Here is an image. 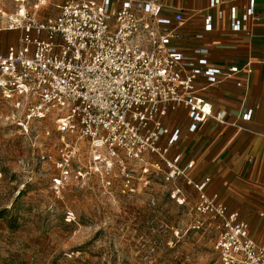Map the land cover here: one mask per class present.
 I'll list each match as a JSON object with an SVG mask.
<instances>
[{
	"label": "built area",
	"instance_id": "built-area-1",
	"mask_svg": "<svg viewBox=\"0 0 264 264\" xmlns=\"http://www.w3.org/2000/svg\"><path fill=\"white\" fill-rule=\"evenodd\" d=\"M48 1L37 0L36 8ZM247 2L241 14L231 9L234 32L251 31L255 0ZM222 4L211 0L210 6ZM58 7L57 16L20 26V43L0 54V93L21 111L19 124L27 129L55 116L59 146L52 189L59 192L70 179L86 175L100 177L106 187L124 177V187L130 188L132 170L161 173L167 182L184 178L199 195L196 212L205 217L199 228L216 222L219 264H264V241L252 236L249 223L219 193L207 191L210 178L194 180L195 161L182 165L180 154L168 157L181 131L163 124L179 107L187 110L191 132L210 118L224 123L227 111L215 110L196 83L251 74V64L212 66L204 47L194 49L196 58L188 56L179 46L186 17L183 11L164 15L160 0H65ZM205 29L212 30L210 18ZM252 115L249 109L242 118ZM181 194L177 187L172 197L184 204Z\"/></svg>",
	"mask_w": 264,
	"mask_h": 264
},
{
	"label": "rangeland",
	"instance_id": "rangeland-1",
	"mask_svg": "<svg viewBox=\"0 0 264 264\" xmlns=\"http://www.w3.org/2000/svg\"><path fill=\"white\" fill-rule=\"evenodd\" d=\"M59 2L36 8L37 0H0V54L20 43V26L57 16ZM20 115L0 93V264H219L216 222L199 228V195L184 178L132 170L127 188L124 177L106 187L86 175L56 192L55 116L25 129ZM177 187L184 204L172 197ZM242 213L251 228L264 218L263 207Z\"/></svg>",
	"mask_w": 264,
	"mask_h": 264
},
{
	"label": "crops",
	"instance_id": "crops-1",
	"mask_svg": "<svg viewBox=\"0 0 264 264\" xmlns=\"http://www.w3.org/2000/svg\"><path fill=\"white\" fill-rule=\"evenodd\" d=\"M59 1L58 5L65 0ZM247 1L223 0L218 8L210 6L211 0H160L164 15L183 11L186 19L180 31L184 38L179 46L188 56L196 58L194 49L204 47L212 66L242 67L249 62L253 68L251 74L236 73L212 85L203 78L197 81L201 94L214 109L227 111L224 123L210 118L191 132L185 107L163 118L171 131H181L179 140L169 147L168 157L180 154L182 165L195 161L191 172L194 180L210 178L207 191L219 193L231 210L244 213L251 205L264 208V0H255L256 18L250 32L231 30V9L236 7L241 14ZM219 11L222 18L218 17ZM207 18L212 23L210 31L205 29ZM198 34L204 37L198 39ZM238 81L244 85L239 86ZM249 109H253L252 118L244 120L242 116ZM168 138L164 137L161 144L166 145ZM234 200L236 206L231 204ZM257 220L250 231L258 240L256 236L264 237V218Z\"/></svg>",
	"mask_w": 264,
	"mask_h": 264
}]
</instances>
